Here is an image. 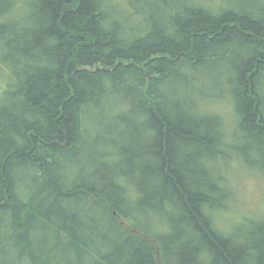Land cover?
<instances>
[{
  "label": "trees",
  "instance_id": "16d2710c",
  "mask_svg": "<svg viewBox=\"0 0 264 264\" xmlns=\"http://www.w3.org/2000/svg\"><path fill=\"white\" fill-rule=\"evenodd\" d=\"M203 1L0 0V264H264L213 220L264 168V1Z\"/></svg>",
  "mask_w": 264,
  "mask_h": 264
},
{
  "label": "rangeland",
  "instance_id": "374dc122",
  "mask_svg": "<svg viewBox=\"0 0 264 264\" xmlns=\"http://www.w3.org/2000/svg\"><path fill=\"white\" fill-rule=\"evenodd\" d=\"M213 0H204L202 3L207 5V2ZM216 5H226L230 2H249L250 0H215ZM264 1V0H254ZM216 112L225 114L221 107H212ZM230 124L234 123V116L225 114ZM91 122L88 123V126ZM260 161L259 166H233L227 173L230 178V183L233 188V198L228 204V211L225 210L220 215H215L213 218L215 225L221 232L227 233L235 228L240 219L243 221L250 220V222L260 221L264 218V168L262 159L258 158L256 162ZM222 169V165H221ZM224 169V167H223Z\"/></svg>",
  "mask_w": 264,
  "mask_h": 264
}]
</instances>
